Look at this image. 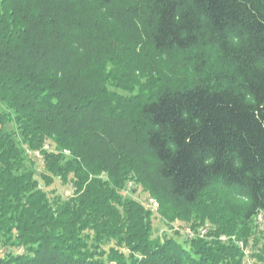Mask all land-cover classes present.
Returning <instances> with one entry per match:
<instances>
[{"label": "trees", "instance_id": "trees-1", "mask_svg": "<svg viewBox=\"0 0 264 264\" xmlns=\"http://www.w3.org/2000/svg\"><path fill=\"white\" fill-rule=\"evenodd\" d=\"M139 1L149 61L190 63L189 84L156 71L147 93L107 90L132 50L108 57L126 26L113 0H0V264H206L198 240L152 238L130 175L167 220L217 188L245 222L264 211V0ZM36 153L70 197L39 188Z\"/></svg>", "mask_w": 264, "mask_h": 264}, {"label": "rangeland", "instance_id": "rangeland-1", "mask_svg": "<svg viewBox=\"0 0 264 264\" xmlns=\"http://www.w3.org/2000/svg\"><path fill=\"white\" fill-rule=\"evenodd\" d=\"M140 10L139 0H113L112 17L116 19L119 16L126 25L124 28L127 27V32L124 33L126 31L124 28L123 34L116 31L113 38L119 39L117 42L119 46L111 47V54L108 57L112 55L114 57L118 48L124 44L132 50L121 54L115 65L110 63L106 65V71L109 73L105 85L107 90L124 97L147 93L155 83L151 74L156 71L168 77L177 86L189 84L193 78L190 63L178 59L168 61L164 57L153 58L156 60V66L155 62L149 61L147 55L150 51L139 20ZM207 54L210 67L217 71L219 66L215 52L208 50ZM33 160L39 188L50 200L66 199L71 196L73 186L69 181H65L67 183L64 184L62 180L56 178L50 186H45L40 178L44 171L43 159L38 154L33 155ZM132 178L131 175L128 176L129 180L122 190V195L145 206L149 194ZM223 191L219 188L209 190L196 206L184 207L179 211L182 212L181 215L172 220L157 216L156 211L146 207L147 210L154 212L151 216L152 238L154 240L173 238L181 243L198 240L195 243L194 257L200 262L205 257L203 263L206 264H264V211L245 222L241 217L243 199L229 196L227 191L222 193ZM110 246H114V242L109 243L105 249ZM5 253L9 251L0 247V257Z\"/></svg>", "mask_w": 264, "mask_h": 264}, {"label": "built area", "instance_id": "built-area-1", "mask_svg": "<svg viewBox=\"0 0 264 264\" xmlns=\"http://www.w3.org/2000/svg\"><path fill=\"white\" fill-rule=\"evenodd\" d=\"M35 155L38 156L37 153ZM145 206L152 211H157L159 205L155 199L148 197V199L145 201Z\"/></svg>", "mask_w": 264, "mask_h": 264}]
</instances>
